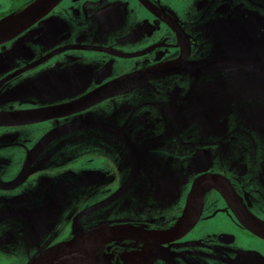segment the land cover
Wrapping results in <instances>:
<instances>
[{
  "label": "flooded vegetation",
  "instance_id": "obj_1",
  "mask_svg": "<svg viewBox=\"0 0 264 264\" xmlns=\"http://www.w3.org/2000/svg\"><path fill=\"white\" fill-rule=\"evenodd\" d=\"M37 1L0 0V25ZM167 67L174 71L62 118L0 125V225L14 227L27 218L30 228L39 224V209L23 218L9 208L22 187L45 175L39 171V156L50 152L39 146L44 133L24 139L27 131L86 115L85 148L59 149L63 161V151L77 157L70 167L78 175L71 210L80 220L77 229L76 223L68 227L64 242L98 220L104 221L94 228L166 232L183 216L194 183L209 175L225 179L234 195L228 200L219 190L207 191L183 237L159 246L110 243L104 264H126L133 251L156 253L153 264H264V239L234 213L241 205L264 223V0H60L30 29L0 45V124L60 109L122 79ZM39 83L62 100L26 105L24 97L33 96L26 91ZM114 106L119 115L105 118ZM24 166L30 182L18 188L15 178ZM127 213L174 217L134 221ZM190 235L189 246L182 245ZM11 237L8 229L0 232V264H22L28 254L12 252Z\"/></svg>",
  "mask_w": 264,
  "mask_h": 264
},
{
  "label": "rangeland",
  "instance_id": "obj_2",
  "mask_svg": "<svg viewBox=\"0 0 264 264\" xmlns=\"http://www.w3.org/2000/svg\"><path fill=\"white\" fill-rule=\"evenodd\" d=\"M51 91L52 90L49 87L39 83L36 87H33L32 90L26 91L27 95L33 93V96L24 97L26 105L34 107L39 106L40 108L62 100L59 99L56 93L54 94ZM117 111L118 106H114L111 111H106L102 115L105 118H109L116 113L119 115V112ZM85 116L86 115H81L76 119L71 118L66 122L67 124L56 123V125L65 124L62 125L64 126L63 128L59 129L56 128L55 122L32 127L27 131V135L24 137V139H26L29 133L42 130L44 135L40 138V141L39 139L37 141H39V146H42L43 149L49 146L50 152H45L39 156V161L41 162L39 165V171L45 173V175L41 176V179H39V183L38 180H36L32 184L22 187L30 182V175H27L30 171H26V166H24L21 174L16 176V181H19L18 188L22 187V189L17 196L18 198H14L13 202L9 204V208L21 213V217L23 218L25 217L24 215L27 216L30 211L39 209L37 215L39 217V224L34 228H30V220L27 218L18 220L14 227H10L5 222L0 225V228L2 229L0 231L1 233L6 229L12 232L13 243H15V248L12 252L17 251L20 254L25 253V251L28 252L27 256H25V261H23L22 264H30L45 250L63 243L68 227H71L72 223H76L75 227L76 229L78 228L77 222H79L80 217L75 216L77 213L71 210L74 201L77 199V196L72 195L71 192L72 190L78 191L76 189V178L78 175H75V170L70 167V165L77 160V157L73 154L69 156L65 151H63L65 154L64 161L58 156L59 149L66 150L69 145H79L81 150L85 148L86 142L84 141V133L88 131L87 122L89 121ZM74 120L82 122L75 125ZM39 136H36L35 139L39 138ZM31 141L33 142V140ZM4 142L5 139L0 137V143ZM55 170H60V174L54 172ZM81 176L83 179L84 173H82ZM12 194L14 195L15 191L12 192ZM95 198H93V200ZM93 200H91V203ZM36 203H39V208L36 207ZM120 214H122V212ZM126 215L132 217L134 221H142L144 219L151 220V218L165 221L173 216L172 214H168L164 216L149 217L138 214L139 216L134 217V215L130 213H127L124 216ZM90 218L92 219L94 216H91ZM37 220L38 219L36 218L34 221ZM93 220L95 221V219ZM102 221L104 220L92 222L88 227L84 228L92 229L96 225H101ZM15 233L18 235H15ZM189 239H191V235L186 239H183L181 244L189 246ZM103 251L104 249L101 250L97 256L103 257ZM155 255L156 253L149 251H133L131 254L125 255V260L126 264H153Z\"/></svg>",
  "mask_w": 264,
  "mask_h": 264
},
{
  "label": "water",
  "instance_id": "obj_3",
  "mask_svg": "<svg viewBox=\"0 0 264 264\" xmlns=\"http://www.w3.org/2000/svg\"><path fill=\"white\" fill-rule=\"evenodd\" d=\"M59 1L60 0H38L22 15L16 17L9 23L0 25V45L15 39L30 29L48 15ZM208 64L212 63H205V65ZM172 71H174L173 68L167 67L140 76H131L60 109L42 111L37 115L28 116L13 124V121L3 120L6 122L0 125L9 126L36 122L40 123L51 119L62 118L84 109L90 103L96 102L100 97H106L112 95V93L133 88L143 82L156 79ZM211 189L219 190L228 200L229 196L234 195V190L225 179L217 176H204L194 183L188 196L187 206L183 216L170 230L163 233L152 234L131 226L102 225L88 231H77L72 239L45 250L30 264H104L105 258L99 257L97 254L110 243L124 240H142L146 244L159 246L160 244L167 243V241L178 240L193 228L200 215L203 197L205 193ZM232 201L235 202V200ZM239 207L237 211L233 209L239 222L249 232L264 239V223L248 214L241 205H239Z\"/></svg>",
  "mask_w": 264,
  "mask_h": 264
}]
</instances>
